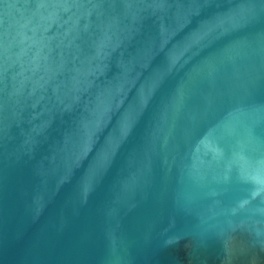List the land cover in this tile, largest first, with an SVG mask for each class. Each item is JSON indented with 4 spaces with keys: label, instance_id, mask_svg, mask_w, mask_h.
I'll return each mask as SVG.
<instances>
[{
    "label": "water",
    "instance_id": "obj_1",
    "mask_svg": "<svg viewBox=\"0 0 264 264\" xmlns=\"http://www.w3.org/2000/svg\"><path fill=\"white\" fill-rule=\"evenodd\" d=\"M0 264H264V0H0Z\"/></svg>",
    "mask_w": 264,
    "mask_h": 264
}]
</instances>
